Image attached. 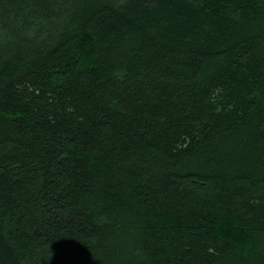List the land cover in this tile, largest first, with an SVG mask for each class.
Masks as SVG:
<instances>
[{"label":"trees","instance_id":"1","mask_svg":"<svg viewBox=\"0 0 264 264\" xmlns=\"http://www.w3.org/2000/svg\"><path fill=\"white\" fill-rule=\"evenodd\" d=\"M0 264H264V0H0Z\"/></svg>","mask_w":264,"mask_h":264}]
</instances>
